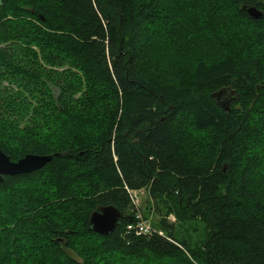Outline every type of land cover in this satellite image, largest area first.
I'll list each match as a JSON object with an SVG mask.
<instances>
[{"label":"trees","instance_id":"trees-1","mask_svg":"<svg viewBox=\"0 0 264 264\" xmlns=\"http://www.w3.org/2000/svg\"><path fill=\"white\" fill-rule=\"evenodd\" d=\"M244 6L264 12V0H0V76L31 81L17 55L31 45L82 73L37 97L48 126L67 113L74 133L0 118L12 160L51 156L0 181V264H264V17ZM140 189L167 236L126 229ZM106 205L123 213L108 235L89 224Z\"/></svg>","mask_w":264,"mask_h":264},{"label":"rangeland","instance_id":"rangeland-1","mask_svg":"<svg viewBox=\"0 0 264 264\" xmlns=\"http://www.w3.org/2000/svg\"><path fill=\"white\" fill-rule=\"evenodd\" d=\"M31 49L32 50L30 51L24 50V49H18L17 51V55L19 56V58L22 59L21 66L27 69V72H28L27 75H29L31 81H27L26 79H24V77L22 76V73H19V72L17 73L15 69L13 70V74H12V72H10L7 67H2V71H3L2 76L4 77L0 76L1 77L0 78V91H4V92L0 94V118L8 119L11 121L15 120L16 123L26 125V126L34 125V126L39 127L40 125L42 126V128H54L59 131H61L60 129H62L66 133L67 132L74 133V131L77 128L76 125L78 124L74 117L67 119L65 116V114L67 113H65L64 116L60 115L61 117L59 118L60 120H62V123L58 121L55 124L53 122L57 120V118H54V114L55 116H57L59 113H54V110H53L54 114H51L52 119H50L52 121V126H48L47 125L48 121H46L45 118L38 113L39 107L37 106L39 104H38L37 97L41 99L44 97L45 95L44 93L46 92V85L50 86L54 92L55 91L58 92L57 90H55L56 89L55 85L52 84L54 86L53 88L50 82L48 81L52 77H54L56 80H58V78L63 80L64 78L60 74L62 72L68 73V71L70 70L68 74L73 77L74 74H78L81 76L82 75L81 71H79L74 65L73 66L66 65L65 68H60L56 66L54 67L48 66L45 64V61H44L45 53L42 51V48L39 49V47L35 45H31ZM46 68H48L51 71L49 76H48V73L45 71ZM64 69H66V72L64 71ZM15 77L18 83L15 82L14 80ZM31 96H33V98H31ZM72 96H73L72 98L73 103L80 102L82 100L83 93L81 90L77 92L75 91V93L72 94ZM60 104H61V101L55 102L56 108H58L57 106H59ZM82 104L85 107L87 105V101L83 100ZM76 108H79L77 104L76 106L72 104L67 105L68 113L80 112V110L76 111ZM63 119L65 120L63 121ZM36 183H41V180H37ZM5 197L6 195H4V199ZM8 197H10L9 204L12 207H13L12 202L21 203L23 201V197H20L18 195L9 194ZM131 199H132L131 200L132 208L130 211L132 213V210L135 208L136 201L138 202L136 203L138 207L140 208L141 206L142 210L144 209V207L147 204V200H149V194L146 191V189L137 190V192L132 195ZM147 219H149L150 222L153 224L154 222L157 221L158 217L155 215V213L151 212L150 214H148ZM169 220L171 222H174L177 219L174 215H170ZM153 227L156 228L157 230H162L156 227L155 225H153ZM166 234L164 236H167ZM199 234L193 233V238L198 239ZM37 235H41V234L38 233ZM39 240L40 241H37V243H35L31 247L32 249H34L35 252L42 247V244H38L40 242H43L42 235L41 237H39ZM33 243H34L33 241L30 242V244H33ZM34 258L36 259V256H34ZM132 264H144V262L137 260V261H134Z\"/></svg>","mask_w":264,"mask_h":264},{"label":"water","instance_id":"water-1","mask_svg":"<svg viewBox=\"0 0 264 264\" xmlns=\"http://www.w3.org/2000/svg\"><path fill=\"white\" fill-rule=\"evenodd\" d=\"M250 16L259 19L264 17V12L257 7H243ZM236 96L234 90L222 88L213 93L217 103L224 109L229 110V103ZM50 155L26 154L24 157L14 161L0 148V181L5 175H15L32 172L42 168L48 161ZM123 213L113 205L101 206L93 211L89 218V224L93 231L108 235L112 233Z\"/></svg>","mask_w":264,"mask_h":264},{"label":"built area","instance_id":"built-area-1","mask_svg":"<svg viewBox=\"0 0 264 264\" xmlns=\"http://www.w3.org/2000/svg\"><path fill=\"white\" fill-rule=\"evenodd\" d=\"M142 190V189H140ZM137 190H129L130 196L132 198V195L136 193ZM138 203L137 201L135 202V208L133 209L134 212V217L135 221L129 223L126 226V229L128 231H134L136 235L139 236H151L154 233H157L159 235H165L162 230H157L156 228L153 227V224L150 222L149 219H146L141 211V206L140 208L136 204ZM170 239V238H168Z\"/></svg>","mask_w":264,"mask_h":264},{"label":"bare ground","instance_id":"bare-ground-1","mask_svg":"<svg viewBox=\"0 0 264 264\" xmlns=\"http://www.w3.org/2000/svg\"><path fill=\"white\" fill-rule=\"evenodd\" d=\"M130 194V193H129ZM130 199H131V196H130ZM132 200V199H131ZM141 211H142V213H143V210H142V207H141ZM132 212H133V210H132ZM133 215H134V212H133ZM145 217V216H144ZM146 218V217H145ZM147 219V218H146Z\"/></svg>","mask_w":264,"mask_h":264}]
</instances>
